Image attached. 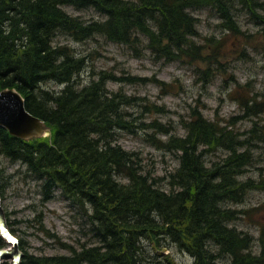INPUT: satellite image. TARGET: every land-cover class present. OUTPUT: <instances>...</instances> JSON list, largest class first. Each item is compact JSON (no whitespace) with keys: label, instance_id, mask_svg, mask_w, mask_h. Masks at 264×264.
I'll return each instance as SVG.
<instances>
[{"label":"trees","instance_id":"1","mask_svg":"<svg viewBox=\"0 0 264 264\" xmlns=\"http://www.w3.org/2000/svg\"><path fill=\"white\" fill-rule=\"evenodd\" d=\"M233 1L0 0V91L16 88L25 97L27 109L52 127L50 137L25 141L0 126V154L26 165L33 177L43 183L47 199L60 191L92 223L91 231L96 233L100 243V246L84 247L80 251L72 249L69 255L46 257L26 254L21 264H136L132 256L139 253L137 237L141 234L149 236L147 227L150 223L156 226L153 230L168 234L182 251L191 254L194 264H264V223H260L262 246L258 256L251 251L253 238L231 224L238 212L223 209V201L220 203L221 199L230 198L244 201L249 188L264 192V176L252 178L247 185L238 180L244 168L252 164V156L248 150L243 154L236 153L234 132L208 120L200 111L194 112L185 123L186 135L170 136L164 142L167 149L180 153V165L171 175L173 179L169 185L179 183L181 191L172 195L158 189L152 192L149 187L156 184L153 182L156 179L144 173L137 153L125 150L117 143V131L129 130L132 126L118 111L119 103L130 104L131 98L123 93L110 92L107 88L108 82L120 79L103 74L89 85L78 88L74 77L85 67V57L78 60L72 51L69 54L64 47L52 46L53 33L65 30L73 38L80 36L78 40L83 41L103 35L138 53L140 49L133 43L139 36H144L148 40L147 49L155 56L158 50L159 53L165 50L170 55H177L175 61L187 57L193 59L192 54L196 50L184 44H196L193 37L199 32L195 17L188 9L211 5L221 17L222 27L232 35L240 36L244 33L234 14L237 6ZM238 1L247 7L254 4L249 10L252 16L264 10L260 0ZM64 5L93 7L106 14L108 19L83 22L69 15L63 9ZM252 9H255L254 13ZM262 17H259L258 24L263 26L264 36ZM20 30L26 31L30 37V42L24 46L12 41ZM208 42L212 43V40L208 39ZM209 52L207 56L198 53L200 59L197 61L208 65L206 72L221 57L217 51V56L211 58L215 51ZM127 79L132 82L140 80L135 77ZM53 80L64 87L50 94L41 84ZM256 107L254 104L251 109ZM220 148L233 150L234 154L226 159L225 165L217 160L208 164L206 160L210 154ZM118 176L132 177V181L117 182ZM177 200L179 203L175 207L173 202ZM138 208L140 211H136ZM133 210L135 214L131 212ZM126 211L137 221L138 226L134 229L130 225V230H127L123 224L128 217ZM158 213L164 217L166 226L158 225L152 218ZM122 214L127 216L124 218ZM215 225L218 228H214ZM2 241L0 237V246ZM240 246L249 251L246 253L250 262L237 258Z\"/></svg>","mask_w":264,"mask_h":264},{"label":"rangeland","instance_id":"2","mask_svg":"<svg viewBox=\"0 0 264 264\" xmlns=\"http://www.w3.org/2000/svg\"><path fill=\"white\" fill-rule=\"evenodd\" d=\"M260 1L264 4V0ZM233 5L237 6L234 14L244 33L240 36L232 35L222 27V19L211 5L188 9L195 17L199 31L193 37L196 44H184L196 50L192 54L193 59L187 57L175 61L177 55H170L165 50L161 53L158 50L155 56L147 49L148 40L144 36H139L133 43L140 49L138 53L103 35L83 41L78 40L80 36L73 38L69 31L59 30L54 37V45L72 47L78 56L86 59L81 72L76 71L80 74H74L78 88L89 85L103 74L120 79L108 82L107 88L110 92L123 93L131 98L130 104L119 103L118 111L132 126L129 130L117 131V143L125 150L137 153L144 173L156 179L153 181L156 187L167 192L176 194L181 191L179 183L171 185L174 188L169 185L173 179L171 175L180 165V153L167 149L164 142L170 136L186 135L185 123L197 111L234 132L237 154L248 150L252 156V164L244 168L240 181L247 185L246 180L264 176V36L261 27L248 14L247 5L238 0H234ZM63 9L83 22H102L108 18L93 7L65 5ZM208 49L215 51L211 58H215L218 52L221 57L206 72L208 65L197 60L200 59L198 53L207 56L210 53ZM128 77L140 80L132 82ZM154 77L167 83H153L151 78ZM41 87L50 94L63 88L57 80L43 82ZM254 104L257 107L252 110ZM233 154V150L220 148L206 161L209 164L217 160L225 165L226 159ZM32 174L22 163L0 154L2 206L24 254L61 256L71 254L72 249L80 251L84 247L100 246L96 233L91 232V223L80 215L77 208L72 207L60 192L47 199L42 182ZM116 179L124 183L132 181V177L126 176ZM178 203V200L173 202L175 207ZM224 205L242 211L240 218L231 224L255 238L253 252L260 255L264 192L251 191L243 202ZM160 226H166L165 222ZM138 246L143 249L138 253L145 257L143 264L195 263L194 257L182 251L172 237L159 231L149 230V236L138 241ZM8 247L6 242L2 244V248ZM6 263L11 264V260L3 262Z\"/></svg>","mask_w":264,"mask_h":264},{"label":"bare ground","instance_id":"3","mask_svg":"<svg viewBox=\"0 0 264 264\" xmlns=\"http://www.w3.org/2000/svg\"><path fill=\"white\" fill-rule=\"evenodd\" d=\"M60 1V0H59ZM53 2V1H52ZM57 2V1H56ZM140 3V2H139ZM254 5V4H253ZM253 5H250L249 7H247V12H248V14L249 15H251L250 13H249V10H250V8H252V7H254ZM65 6V5H64ZM257 7V6H256ZM264 7V6H263ZM253 10L255 11V9H252V12H253ZM68 13V12H67ZM254 13V12H253ZM69 14V13H68ZM70 15V14H69ZM193 16V15H192ZM252 16V15H251ZM261 16H263L264 17V13H260V11L258 12V13H256L254 16H252L253 17V21L258 25V26H260L259 24H258V22H259V17H261ZM262 17V18H263ZM221 18V17H220ZM108 19V18H107ZM261 19V18H260ZM262 20V19H261ZM264 20V19H263ZM262 20V21H263ZM98 22H100V21H98ZM150 22V21H149ZM14 24V23H13ZM13 24H12V26H13ZM16 26H18L17 24H15ZM240 26V25H239ZM263 27V26H262ZM261 27V28H262ZM241 28V27H240ZM242 30V29H241ZM57 32H59V31H56V32H54L53 33V38H52V46L54 47V48H56V47H64V48H66L67 49V51H68V53L70 54V51H72L73 52V55L76 57V59L78 58V60H79V58L80 57H82V56H78L75 52H74V50L72 49V47H68V46H64V45H54L53 44V41H54V37H55V35H56V33ZM199 32V31H198ZM229 32V31H228ZM18 34L14 37V39H12V41H13V43H16V45H18V46H24L25 44H28L29 42H30V37H29V34L28 33H26V31H22V30H20V31H18L17 32ZM230 33V32H229ZM231 34V33H230ZM242 39V38H241ZM238 40H240V39H238ZM243 40V39H242ZM244 41V40H243ZM237 45V44H236ZM84 58V57H83ZM62 61V60H61ZM81 65H83V64H81ZM84 68V67H83ZM82 68V69H83ZM81 69V70H82ZM78 70H79V68H78ZM81 70H79V72H81ZM155 78V77H154ZM154 78H151V81L153 82V83H156V84H159V83H161V82H166V81H163V80H161V79H159L158 77H156L157 79L156 80H153ZM167 83V82H166ZM60 86H63L64 87V85H60ZM5 89V88H4ZM1 92V91H0ZM258 96V95H257ZM23 98L25 99V97L23 96ZM247 98V97H246ZM254 98V97H253ZM253 98H251V99H253ZM250 99V100H251ZM26 100V99H25ZM255 100H256V98H255ZM261 100V99H260ZM27 101H25V104H24V109L28 112V114H30L31 115V118H32V120L34 121V119H41V118H39V117H37L36 115H34L33 113H31L28 109H27V103H26ZM256 102V101H255ZM257 102H260V101H258L257 100ZM42 120V119H41ZM1 126V125H0ZM1 127H3V126H1ZM4 128V127H3ZM6 129V128H5ZM8 132H9V134H11V132L8 130V129H6ZM12 136H14V137H17V136H15V135H13V134H11ZM18 138V137H17ZM88 170V169H87ZM90 171V170H89ZM242 176V175H241ZM240 176V177H241ZM261 176H262V174H261ZM240 177L238 178V180L240 181ZM251 180V178L250 179H248V180H246L245 182H247V181H250ZM259 181V180H258ZM122 182V181H121ZM129 182V181H128ZM127 182V183H128ZM180 182H181V180H180ZM257 182V181H256ZM124 183V182H123ZM255 188V187H254ZM158 189V191L159 190H161L160 192H162V193H166V194H168V195H172L173 193L172 192H167V191H165V190H163V189H160V188H158V187H156V184H153V185H151L150 187H149V190L150 191H152V192H156V190ZM250 189H252V190H250ZM256 189H253V188H249L248 190H247V192L245 193V196H244V198L243 199H245L246 198V196L251 192V191H255ZM258 190V189H257ZM205 192H207V191H205ZM213 198H216V197H213ZM222 198V197H221ZM230 198V197H229ZM217 199V198H216ZM225 199V198H224ZM223 201V204H222V208L223 209H230V210H235V211H237L238 212V216L236 217V218H234L232 221H234V220H237V219H239L240 218V215L239 214H241L242 213V211H240V210H238V209H234V208H231V207H228V206H225L224 205V203H228V202H232V203H240V202H243L242 200H235V199H233V198H230V199H225V200H220V203ZM0 203L2 204V188H1V184H0ZM88 203V202H87ZM90 203V202H89ZM218 203V202H217ZM216 203V204H217ZM0 204V208L1 209H3V207H2V205ZM204 204V203H203ZM219 204V203H218ZM215 205V204H214ZM221 205V204H220ZM90 206V205H89ZM207 206V205H206ZM216 206V205H215ZM210 207V206H209ZM150 208V207H149ZM181 208V207H180ZM206 208V207H205ZM216 208H217V206H216ZM95 209V208H94ZM140 208H138L136 211H138ZM122 210V209H121ZM124 210H127V209H124ZM123 210V211H124ZM130 210V209H129ZM181 211H183V212H185V210L184 209H180ZM222 210V209H221ZM140 211V210H139ZM148 211V210H147ZM204 211H206V210H204ZM214 211V210H213ZM6 212V211H5ZM118 212V211H117ZM131 212H133V214H135V210H133V211H131ZM144 212V211H143ZM208 212V211H207ZM123 213V212H122ZM137 213V212H136ZM224 213V212H223ZM89 214V213H88ZM117 214V213H116ZM126 214L128 215V217H127V220L123 223L125 226H126V229L127 230H130V228H131V226H132V229H134L136 226H138V224H137V221L134 219V217L131 215V214H129L128 213V211H126ZM123 215L124 216V218H125V216H127V215ZM139 214V213H138ZM200 214H201V212H200ZM199 214V215H200ZM219 214V213H218ZM222 214V213H221ZM119 215H120V213H119ZM121 215V216H122ZM206 215V214H205ZM92 216V215H91ZM144 216V215H143ZM218 216V215H217ZM109 217V216H108ZM117 217H118V215H116V219H117ZM141 217V216H140ZM199 217V216H198ZM211 217V216H210ZM107 218V217H106ZM105 218V219H106ZM113 218V217H112ZM111 218V219H112ZM150 218V217H149ZM155 221H156V223L158 224V225H160L161 223H164V221L161 219V216L159 215V213L158 214H154L153 215V217H152ZM223 218V217H222ZM108 219V218H107ZM106 219V220H107ZM115 219V220H116ZM148 219V218H147ZM113 220V219H112ZM214 220L216 221V219L214 218ZM220 220H221V218H220ZM147 221V220H146ZM201 221V220H200ZM206 221V220H205ZM215 221H213V222H215ZM113 223V222H112ZM140 223V222H139ZM218 223V222H217ZM223 223V222H222ZM6 224H7V229L9 230V231H11L12 229L10 228V225H8V223L6 222ZM104 224V223H103ZM122 224V225H123ZM143 224V223H142ZM216 224V223H215ZM108 225V224H107ZM121 225V224H120ZM131 225V226H130ZM194 225H197V223L196 224H194ZM264 225V224H263ZM110 226V225H109ZM114 226V225H113ZM222 226V225H221ZM220 226V227H221ZM105 227V226H104ZM107 227V226H106ZM112 227V226H111ZM124 227V226H123ZM195 227V226H194ZM231 227V226H230ZM117 228V227H116ZM122 228V227H121ZM141 228V227H140ZM139 228V229H140ZM155 229L156 228V226H155V224L154 223H150V227H147V229L148 230H153V229ZM214 228H218L216 225L214 226ZM232 228V227H231ZM146 229V228H145ZM230 229V228H229ZM117 230V229H116ZM115 230V231H116ZM123 230V229H122ZM126 230V231H127ZM114 231V232H115ZM175 231V230H174ZM121 232V231H120ZM129 232V231H128ZM233 232V231H232ZM105 233H106V231H105ZM122 233V232H121ZM130 233V232H129ZM114 234V233H113ZM118 234L119 233H117V236H118ZM175 234V233H174ZM177 234V233H176ZM106 235V234H105ZM133 235H135V234H133ZM142 235V234H141ZM141 235H139L137 238H138V241H140L144 236H141ZM220 235V234H219ZM260 235H261V233H260ZM123 236H126V234H124ZM130 236V235H129ZM136 236V235H135ZM218 236V235H217ZM235 236V235H234ZM122 237V236H121ZM238 237V236H237ZM244 237V236H243ZM120 238V237H119ZM124 238V237H123ZM131 238V237H130ZM129 238V239H130ZM218 238V237H217ZM220 238V237H219ZM245 238V237H244ZM243 238V239H244ZM110 239V238H109ZM126 239V238H125ZM177 239V238H176ZM221 239V238H220ZM224 239V238H223ZM236 239V238H235ZM240 239V238H239ZM242 239V240H243ZM248 239V238H247ZM115 240V239H114ZM135 240V239H134ZM219 240V239H218ZM237 240V239H236ZM235 240V241H236ZM246 240V239H245ZM260 240H261V237H260ZM123 241V240H122ZM125 241V240H124ZM244 241V240H243ZM255 238L253 237V241H251L252 243H253V246H252V248H251V251H252V253L254 254V255H258L259 256V254H255L254 252H253V248H254V246H255ZM109 242V241H108ZM112 242H115V241H112ZM136 242V241H135ZM178 242V241H177ZM221 242V241H220ZM116 243V242H115ZM118 243V242H117ZM128 243H129V241H128ZM208 243V242H207ZM232 243V242H231ZM237 243V242H236ZM110 244H111V242H110ZM113 244V243H112ZM122 244V243H121ZM127 245V244H126ZM229 245V244H228ZM261 245V244H260ZM108 246V245H107ZM117 246V245H116ZM119 246V245H118ZM213 246H215V245H213ZM244 246H245V244H244ZM243 246V247H244ZM262 246V245H261ZM110 247V246H109ZM132 247V246H131ZM8 248H12V245L11 244H9V247ZM138 248V251H140V252H143V249L141 248V247H137ZM108 249V248H107ZM124 249V248H123ZM248 249V248H247ZM117 250V249H116ZM122 250V249H121ZM126 250V249H125ZM188 251V250H187ZM106 252V251H105ZM118 252H120V251H118ZM124 252V251H123ZM135 252V251H134ZM133 252V253H134ZM139 252V253H140ZM238 254H239V256L237 257V258H240V260H242V261H245L246 263H247V261H251V259H250V257L248 256V254L246 253V252H249V251H247L246 249H245V247L244 248H242V246H240L239 247V249H238ZM104 253V252H103ZM127 253V252H126ZM148 253V252H147ZM112 254V253H111ZM122 254V253H121ZM127 254H129V253H127ZM92 255V254H91ZM149 255H151V254H149ZM227 255V254H226ZM264 255V254H263ZM87 257L89 256V255H86ZM114 256H115V254H114ZM126 255H124V257H125ZM132 256V255H131ZM221 256V255H220ZM245 256V258H242V257H244ZM123 257V256H122ZM133 260H134V263H136V264H143V261H144V259H145V257L143 258L142 257V255L141 254H138V252L136 253V254H134L133 256ZM234 257V256H233ZM236 257V256H235ZM108 258V257H107ZM117 258V257H116ZM236 258V259H237ZM89 259V258H88ZM92 259H93V255H92ZM109 259H111V258H109ZM95 260V259H94ZM98 260H99V258H98ZM97 260V261H98ZM102 260V259H101ZM100 260V261H101ZM239 260V259H238ZM108 261V260H107ZM106 261V262H107ZM109 261H111V260H109ZM112 261H113V259H112ZM221 261V260H220ZM90 262V261H89ZM132 262V261H131ZM150 262V261H149ZM241 262V261H240ZM22 262H18V264H21ZM103 263V262H102ZM263 263V262H262ZM8 264V263H7ZM108 264V263H107ZM221 264V263H220ZM226 264V263H225Z\"/></svg>","mask_w":264,"mask_h":264},{"label":"water","instance_id":"4","mask_svg":"<svg viewBox=\"0 0 264 264\" xmlns=\"http://www.w3.org/2000/svg\"><path fill=\"white\" fill-rule=\"evenodd\" d=\"M24 104L25 99L17 90L5 89L1 91L0 125L20 138L44 137L50 128L41 119L33 121L31 115L24 109ZM6 222L5 212L0 208V232L7 240L17 243L11 238ZM22 257L23 253L19 250L18 245L14 249L0 250V263L3 259H12V264H18Z\"/></svg>","mask_w":264,"mask_h":264}]
</instances>
